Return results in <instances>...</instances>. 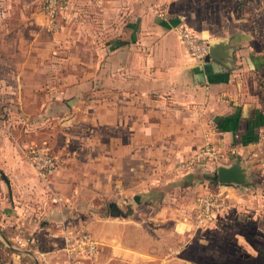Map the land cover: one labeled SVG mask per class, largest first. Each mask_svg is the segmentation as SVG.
Listing matches in <instances>:
<instances>
[{"label":"crops","instance_id":"crops-1","mask_svg":"<svg viewBox=\"0 0 264 264\" xmlns=\"http://www.w3.org/2000/svg\"><path fill=\"white\" fill-rule=\"evenodd\" d=\"M2 1L0 55L6 58L0 59V65L6 67L7 57L11 56V33L8 28L4 29L9 9L4 6L7 0ZM236 3V0H84L86 12L96 13L100 24L99 45L94 48L85 44L83 40L88 37L81 30L73 32L79 23L73 25L70 21L69 35L60 38V48L67 56L64 61L70 67L67 73L86 71L89 66L86 60L77 64L73 56L96 54L93 71H96L97 83H86V76L77 81L72 74H66L65 83H54L50 86V95L44 96L49 102L45 112L55 118L63 116L62 124L66 125L73 119L69 115L72 107L87 100L90 105L84 118L95 126L94 132L110 133L115 142L119 137H126L128 145L124 149L119 146L124 152H154L151 145H157L155 142L161 139L160 144L166 142L180 157L191 152L194 146L199 147L205 134H209L223 155H241L257 143L264 131V91L258 83L246 82L250 72L260 69L254 68L251 61L255 50L248 43L243 20L235 15ZM178 27H185L207 41L225 40L226 47L232 50L229 67L213 60L195 63L176 34ZM15 35L16 55L24 57L19 43L22 38L18 33ZM80 40L81 46L77 43ZM54 52H58V47ZM255 57L258 63L263 61L258 55ZM12 86L15 85L9 79L0 78V97H9ZM16 86L21 89L26 84ZM71 91L77 94L73 100L68 99ZM29 96L9 98L19 102L41 98L36 92ZM95 108L97 117L92 118ZM4 110L3 116L11 113L7 108ZM24 124L16 130L9 128L2 116L0 119L1 223L6 232L15 234V238L9 239L17 240L20 247H14L17 252L11 251L4 264H33L32 257L38 264H65L61 251L64 237L79 228L87 229L99 243L96 259L92 261V257L85 264H264V239H261L264 206L261 203L250 206L255 222L249 225L235 221L228 208L205 225L186 222L187 207L183 208L178 201L170 209L177 215L174 219L178 223L167 228L151 224L145 212L160 204L165 208L167 197L171 198L174 191L188 192L196 188V183L183 187L182 176L123 193L125 204L131 203V215L116 216L111 221V217L99 215L90 207L94 193L86 195L81 191V181V186L74 184L79 178L69 171L71 162L56 168L48 180L37 176L26 160V147L33 142L34 133L26 130L21 133ZM140 137L145 138L138 141ZM166 137H173L174 141ZM179 137L183 142L178 141ZM97 150L100 151L99 146ZM151 156L145 159L151 171L169 166L167 161ZM145 180L154 182L152 175H147ZM70 183L73 184L66 191L65 186ZM225 195L229 204H233L232 196L235 203L244 200L242 194L227 192ZM198 228L197 235L194 231ZM126 232L132 233L130 238ZM27 245L32 247L31 252L25 250Z\"/></svg>","mask_w":264,"mask_h":264},{"label":"rangeland","instance_id":"rangeland-1","mask_svg":"<svg viewBox=\"0 0 264 264\" xmlns=\"http://www.w3.org/2000/svg\"><path fill=\"white\" fill-rule=\"evenodd\" d=\"M2 2L3 1L0 0V3ZM42 2L43 0H7L6 5H4L9 9V12L7 11L8 14L5 16L6 21L4 29L8 28L9 33H11V56L9 55L7 57L9 62L8 66L5 67L0 65V78L9 79L10 83H14L15 85L11 87V95H9V97L21 95L25 98H29L31 97L29 96L31 93L36 92L41 98H37V100L30 98L25 99V102H19L18 100L10 99L3 95L4 97H0V119L2 116L3 119H6L9 128L11 127L16 130H19L22 123H25L20 132L24 133L26 130V132L31 131L34 133L32 137L33 142L28 143L26 147V160L30 165L31 163L28 159L29 152L41 146L46 147L51 155L55 157L54 171L59 166H65L66 163L71 162L68 169L76 178H79L74 184L80 185L81 181V185H83H80L81 191L86 192V195H89L90 192L94 193V197L90 199V207L98 212L99 215H104L106 218H110L109 203H114L123 211L129 209L131 211L133 210L130 208L131 203L125 204L122 199L121 195H124L123 193L125 192L129 193L131 190L146 189L151 185L156 186L161 181L176 180L189 171H215V163L210 162L214 167H209L204 162L206 159L200 158L196 160L198 161L197 163L194 161L196 159V153L202 149L203 143L206 140H211L209 134H205L199 147L194 146L191 152L184 156L180 155V157L177 156L176 152L171 151L170 145H166V142L160 144L161 139L155 142L157 145H151L154 146V152L145 150L140 152L133 151L130 153L119 150V146L124 149V145H128L126 137H119V141L115 142V137L110 135V133L101 135V133L98 134L97 131L94 132L93 129H95V126H92L90 120L87 121V118H84V116L87 115V107L90 105L87 103V100L86 102H77V104L72 107L69 115H71L73 119L66 125L62 124V122L65 121L62 119L63 116L55 118L52 115L50 116L48 112H45L49 107V102L44 99V96L47 95L48 97L50 95L52 91L50 86H53L54 83H56L55 85L62 82L65 83L66 80H63V78L66 74H72L77 81L78 79H84L86 76V83H97V74L96 71H93L97 63L96 54L73 56L72 59L74 62L77 63L86 60L89 66H87L86 71L72 70V73L69 71V73H67L70 67L67 66V62L66 64L64 62L67 56L62 51L63 49L60 48L62 45L60 44V38L68 37L70 29L69 22L72 21L73 25L75 22L79 23V26H74L73 32L81 30L86 37H88L84 38L83 42L85 44L89 43L91 47L95 48L99 45L98 38L102 33H99L101 30L98 27L100 24L97 21L96 13L86 12L87 9L84 0H58L59 9L53 28L47 27L45 19L42 17ZM236 2L240 3H236L234 12L239 19L243 20V27L248 37V43L251 45V48L255 50L252 56L258 55L260 60H263L259 66L260 70L250 72V78L246 77V82L258 83L259 87L264 91V0H236ZM9 3L12 4L10 7ZM95 12H97V9H95ZM41 19L43 21H41ZM86 20H89V22H86ZM1 31L0 24V32ZM17 33L19 37L22 38L19 43L23 48L24 57L21 54L16 55L17 41L15 42L13 39L17 40V35H15ZM3 42H6V40ZM77 43H79L80 46L82 45L81 40ZM55 47H58V52H54ZM256 51H258L259 54L254 55ZM20 52H22V50H20ZM1 58L6 57L0 55V59ZM19 60L24 63L18 64ZM88 60H90V62ZM83 68H86V66H83ZM17 83H25L26 87L18 89L16 86ZM69 94L68 99L70 100L74 99L72 97L77 96L73 91L69 92ZM85 96H87V94ZM5 108L9 109L11 113L3 116ZM88 115L91 114L88 113ZM96 117L95 108L92 118ZM94 122H96V119ZM144 138L145 137H140L138 141H142ZM166 138H168L170 142L174 141L173 137ZM168 139L166 141L169 143ZM178 141L183 142L180 137ZM119 142H121V144ZM142 143L145 142L143 141ZM86 145L89 146V150ZM98 146L100 147V151L97 150ZM85 148L87 150H84ZM226 154L224 153V155ZM151 155L158 157L161 161H167L169 166L152 168L151 171L150 166L145 162L146 157L148 156L151 158ZM190 160L194 162L188 165L189 168L186 169L185 164ZM224 161H238L241 166L247 168L249 173L248 179L252 183L251 186L234 189L228 187L221 188L218 186L217 182L209 180L198 181L196 182V188L194 190L179 193L174 191L171 198L167 197L164 205L166 206L165 208L159 203L160 205L151 212H145V216L147 217H144L148 218L150 216L151 224L155 226L164 225L166 228L173 226L175 223H178L174 219L177 215L174 213L172 214L170 209L172 206H175V202L178 201L183 208L187 207L188 216L186 217L187 219L185 218L186 222L193 223L196 222L195 199L198 195L217 192L225 194L230 192L236 195L242 194L244 196V200L242 201L240 199L237 203L234 202L235 197L233 198L232 196L231 199L233 204H229L228 207V212L233 213L231 217L235 221L247 223V225L255 222V218L252 217L253 210L250 206L258 202L264 206V131L258 137L257 143L247 148L241 155H236L234 157L224 156L218 163ZM134 164L137 165L129 169L128 166H134ZM35 172L37 176L43 180H48L49 176L53 173L52 172L50 175H40L36 170ZM147 175H152L154 182L145 180ZM98 182L103 183L104 190H101L103 185ZM72 184L73 183H70L65 186V190L69 191ZM98 187L100 188L99 191ZM47 193L51 195L50 190H47ZM3 194H6V191L3 192ZM168 194L169 191L167 192V195ZM227 201L229 203V200ZM141 207L144 208L143 206ZM144 210L145 208L143 211ZM1 217L0 206V264H4L7 262V257L11 251L17 252L14 247H18L19 244L17 240L13 239L12 241L9 239L10 237L15 238V234L13 232L8 233L2 228ZM112 218L114 217H111L110 220L114 221ZM127 223L130 222L127 221ZM198 231L199 228L197 231H194L195 234L198 235ZM110 232H112V230ZM126 234L127 237L130 238L132 233L126 232ZM91 235L93 234L91 233ZM261 235V239H264V229L261 231ZM8 245L13 246L9 247ZM25 250L31 252L32 247L27 245ZM95 255L91 259L92 261L96 259L94 258ZM25 257L27 259L29 258L27 255H25Z\"/></svg>","mask_w":264,"mask_h":264},{"label":"built area","instance_id":"built-area-1","mask_svg":"<svg viewBox=\"0 0 264 264\" xmlns=\"http://www.w3.org/2000/svg\"><path fill=\"white\" fill-rule=\"evenodd\" d=\"M58 9V0H43L41 11L47 27H54ZM176 34L192 60L195 63H203L207 53L208 41L185 27H178ZM224 156L219 151L215 142L206 140L202 145V149L196 153L194 161L202 158L206 159L204 161L205 164L208 162L217 164ZM28 159L40 175H50L55 169L56 159L46 147L41 146L32 149L29 152ZM194 161H188L185 164V168L188 169V165ZM195 204V218L198 225L210 223L216 214L229 207L227 197L222 192L198 195L195 199ZM98 250L99 243L84 228L77 229L72 235H66L64 237V244L61 247V251L65 255V264H85L86 260L91 259Z\"/></svg>","mask_w":264,"mask_h":264},{"label":"water","instance_id":"water-1","mask_svg":"<svg viewBox=\"0 0 264 264\" xmlns=\"http://www.w3.org/2000/svg\"><path fill=\"white\" fill-rule=\"evenodd\" d=\"M232 50L226 47L225 40L208 41L207 53L204 57V62L210 60L216 61L229 67L232 61ZM216 181L219 187H234V188H247L251 186V181L248 179L249 173L247 168L241 166L238 161H233L227 165H215ZM4 181L6 179L3 177ZM110 206H113L111 203ZM33 264H38L36 259L32 257Z\"/></svg>","mask_w":264,"mask_h":264},{"label":"trees","instance_id":"trees-1","mask_svg":"<svg viewBox=\"0 0 264 264\" xmlns=\"http://www.w3.org/2000/svg\"><path fill=\"white\" fill-rule=\"evenodd\" d=\"M250 58H251V61L253 63L254 68H257L258 66L261 65V62L258 63L257 57L251 56ZM206 165H210V166L214 167V165L212 163H210V162H208ZM203 180H209V181H212V182H217L216 181L215 171H213V172H208V171H192V172H188V173H186L183 176V179L181 181V185L184 187V186H187V185L195 184L196 182H198V181L200 182V181H203ZM110 204L111 203H109V205H108V207H109V217H115V216L127 217V216L131 215L132 211L130 209L126 210V211H123L122 209L118 208L114 203H112L113 206H110Z\"/></svg>","mask_w":264,"mask_h":264}]
</instances>
